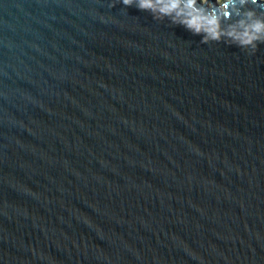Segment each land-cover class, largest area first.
<instances>
[{
	"label": "water",
	"instance_id": "water-1",
	"mask_svg": "<svg viewBox=\"0 0 264 264\" xmlns=\"http://www.w3.org/2000/svg\"><path fill=\"white\" fill-rule=\"evenodd\" d=\"M121 0H0V264H264V44Z\"/></svg>",
	"mask_w": 264,
	"mask_h": 264
},
{
	"label": "clouds",
	"instance_id": "clouds-1",
	"mask_svg": "<svg viewBox=\"0 0 264 264\" xmlns=\"http://www.w3.org/2000/svg\"><path fill=\"white\" fill-rule=\"evenodd\" d=\"M125 7H136L154 19L167 18L201 43L224 41L254 53L264 44V0H121Z\"/></svg>",
	"mask_w": 264,
	"mask_h": 264
}]
</instances>
